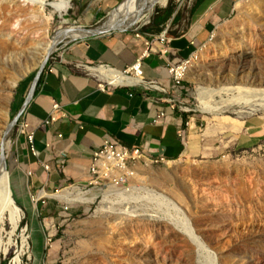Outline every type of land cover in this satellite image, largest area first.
<instances>
[{
  "label": "rangeland",
  "instance_id": "obj_1",
  "mask_svg": "<svg viewBox=\"0 0 264 264\" xmlns=\"http://www.w3.org/2000/svg\"><path fill=\"white\" fill-rule=\"evenodd\" d=\"M65 1L68 9L53 15L50 8L25 0H0V127L5 132L28 97L49 42L62 34L41 75L80 36L64 32L79 26L70 18L73 2ZM148 1L126 0L88 29L104 23L124 27L137 18L139 24L110 34L140 35L158 11L173 6L182 19L176 25L173 17L167 22L166 37L186 31L195 0H168L151 15ZM157 43L161 48L154 57L167 48V40ZM191 65L195 70L182 82L187 81L185 94L175 103L185 116L187 151L175 161L138 167L127 184L61 181L42 190L15 162L18 139L24 137L21 118L3 137L6 184L23 213L21 228L29 246L20 264H84L99 246L113 252L99 264H264V96L256 92L264 90V0L232 2L229 15L197 48ZM127 74L134 77L136 71ZM201 96L224 109L202 111ZM246 99L252 101L237 105ZM131 186L147 187L161 197L144 190L128 192L129 197L112 191L108 204L104 201L109 188ZM68 188L91 191L97 199L94 204L66 205L39 196L41 191L56 194ZM5 238L1 235L2 244ZM14 239L8 251L0 249V264L14 263L21 250L20 232Z\"/></svg>",
  "mask_w": 264,
  "mask_h": 264
},
{
  "label": "crops",
  "instance_id": "obj_2",
  "mask_svg": "<svg viewBox=\"0 0 264 264\" xmlns=\"http://www.w3.org/2000/svg\"><path fill=\"white\" fill-rule=\"evenodd\" d=\"M70 1L74 4L70 18L77 21V27L88 28L124 0ZM235 1L208 0L201 12L192 15L195 0L186 31L168 36L167 48L159 51V57L153 55L161 48L155 42L154 52L143 58L151 35L76 36V42L67 45L41 75L22 114L21 119L34 134L35 151L25 137L18 139L14 155L21 171L42 190L61 181L87 182L93 152L106 141L138 148L152 158L180 159L187 151V136L184 115L175 103L185 94L187 81L175 87L167 67L175 58L186 60L195 55L229 15ZM179 15L174 25L181 22ZM139 59L143 60V85H115L102 73L126 74ZM54 102L66 117L46 125Z\"/></svg>",
  "mask_w": 264,
  "mask_h": 264
},
{
  "label": "bare ground",
  "instance_id": "obj_3",
  "mask_svg": "<svg viewBox=\"0 0 264 264\" xmlns=\"http://www.w3.org/2000/svg\"><path fill=\"white\" fill-rule=\"evenodd\" d=\"M25 1H28V2L32 3L33 5L37 4L42 9H45L48 7L51 9V13L53 15H56V14L61 15L69 7L68 2L65 0H35V1L34 0H25ZM167 1L168 0H149L148 1L149 6L147 9L148 14L151 15L152 10L155 7H164L166 5ZM133 7H134V5H133ZM238 7H239V5H238ZM129 15H130V13H129ZM7 19L9 20V18H7ZM43 25H45V24H43ZM111 26H112V24H111ZM71 32H74L73 35L74 34L75 35H77V34L81 35V32H79V31H71ZM46 34H47V30H45V35ZM61 35H62L61 33L57 34L56 37H54V40L49 42V45L46 47L44 60L41 62L40 66L43 65L46 56H48L49 53H51L53 51L54 46H55L56 42L60 39ZM192 69H194V67L191 64L185 68H179V78L181 79L182 82L187 78V75L191 72ZM102 73L115 85H121V86H128L129 85L130 86V85H138L141 83L143 85V83H144L139 78L140 77L139 72H136V75H134V77H130L126 74L118 73V72H115L112 70H106V71H103ZM256 92L259 93V96L260 95L264 96V90L256 91ZM199 100H200V108L204 112L215 113V112L222 111L224 109V107L222 105L216 104V102L209 100V99L205 98L204 96H201V98H199ZM250 101H252V99H246V100H244V102L237 103V105L238 104H246L247 105ZM260 106L264 108V104H262ZM4 125H6V123ZM0 134H1L0 135V244H2L1 242H3L1 239V235L4 236V238L6 237L5 239H7L6 242L4 241L5 244H2V247H0V249L3 248L4 252L8 251L10 249V247L13 245V242H14L13 240H15L14 238L16 237L17 233L20 232L21 250H20L19 254L17 255V257L14 258V263H13V264H20V262H21L20 258L25 253L26 249L29 246L27 244L26 238L23 237V235H24L23 233L25 232V228H21V223L23 220V213H22L20 207L17 205V203L13 199V197L9 191V188L6 184V173H5V169H4L5 168L4 167L5 157L2 156L3 155L2 153H4V149H5V143H4L5 141H4L3 137L5 136L6 132H5V130H3V128H1ZM145 166H149V164L147 163ZM143 169H145V168H143ZM142 171H144V170H142ZM141 190H144L145 193H147V195H149L151 197L152 196L153 197H161V195H158V194L148 190L147 187L145 189V188H143V186L142 187L131 186V187H123V188H116V187L109 188L105 192L103 199L107 203V200H108L107 196L112 191L113 192L116 191L118 194H120L119 196L124 197V195H127L128 192H132V191L133 192L134 191H140L141 192ZM137 194H138V192H137ZM130 195H131V193H130ZM127 196L129 197V195H127ZM40 197L41 198H44V197L53 198V199H56L60 202L65 203L66 205H72L75 203L84 204V205L94 204L96 199H97V197L92 195L91 191H85V190L80 189V188H68V189H65L61 192H57L56 194H47V193L42 192L40 194ZM130 197H132V195ZM144 198H145V196H144ZM126 199H128V198H126ZM101 210H102V208H101ZM125 213L126 214L128 213V215H130V213H132V212H129V210H125ZM7 227H9V230H7ZM186 231L189 235V238L194 239L195 241H198L197 237H194V235L192 234L191 231H189V230H186ZM178 234L180 235V237H182V238L184 237L183 234L182 235L180 233H178ZM186 242H188V244L190 246H193L189 243L188 239L186 240ZM198 245H199L198 247L205 249L203 247L205 245H202L200 243ZM98 248H99V251L97 254L93 253L92 256H90L91 254L86 255V257L89 256V259L87 261H85L84 264H99L100 261H103L104 259L106 260V258H108V255L113 254V252L103 250L102 246L101 247L99 246ZM86 253H88V252H86ZM121 253L123 254L121 256V258L125 260L124 256L126 253H124L122 251H121Z\"/></svg>",
  "mask_w": 264,
  "mask_h": 264
},
{
  "label": "built area",
  "instance_id": "obj_4",
  "mask_svg": "<svg viewBox=\"0 0 264 264\" xmlns=\"http://www.w3.org/2000/svg\"><path fill=\"white\" fill-rule=\"evenodd\" d=\"M164 40L168 41L165 29L154 39L147 40L145 42L147 49L143 58L148 57L152 51L154 52L153 46L155 42H162ZM141 61L142 59L136 61L126 74L129 73V71L135 70L139 72L140 76L142 74ZM190 64L191 57L186 60L175 58L170 65H168L167 72L175 87H180L182 85V81L179 78V68H185ZM65 117L66 115L60 105L54 102L45 124L51 125L57 123ZM20 134L25 137L31 151L34 152V134L29 131L28 124L22 119L20 120ZM147 163H150L152 166L154 164L166 163V160L163 158L149 157L146 153L135 147L129 148L120 143L106 141L99 149L93 152L89 169V179L87 182L90 186H98L100 184L114 186L124 185L130 182L138 167L144 166ZM45 169H48V167H45Z\"/></svg>",
  "mask_w": 264,
  "mask_h": 264
},
{
  "label": "water",
  "instance_id": "obj_5",
  "mask_svg": "<svg viewBox=\"0 0 264 264\" xmlns=\"http://www.w3.org/2000/svg\"><path fill=\"white\" fill-rule=\"evenodd\" d=\"M126 0H124L123 2H125ZM122 2V3H123ZM121 3V4H122ZM120 4V5H121ZM119 5V6H120ZM119 6L115 9H113L110 13L112 12H115L118 10ZM143 10V9H142ZM142 12V11H141ZM110 16V14H109ZM137 18L133 19L129 24H127L126 26L124 27H118V26H115V27H107L106 23H104L102 26L100 27H96V28H93V29H88V28H84V27H71L69 29H66L64 32H69V31H79L81 32V36L83 37H94V36H101V35H106V34H110L111 32L113 31H118V32H125L126 30H128L130 27L134 26V25H137L139 24V21L137 22L136 21ZM123 22H125V19H122ZM123 22H119V23H123ZM80 36V37H81ZM79 38V37H77ZM50 56V55H49ZM48 56V57H49ZM47 57V58H48ZM47 60V59H46ZM46 60L44 62V64L40 67L39 71L37 72L36 74V77L34 78V81L31 85V89L29 91V94H28V97L26 98V101L21 109V111L19 112V114L13 119V121L9 124L8 126V129L6 131V134H5V137L7 135V133L14 127V125L19 121V119L22 117V114L24 113V110L25 108L27 107V105L30 103V101L32 100L33 96H34V93H35V89H36V86L38 84V81L41 77V73L43 72V69L46 65ZM4 156V153H2ZM5 157V156H4ZM5 166H6V162H5Z\"/></svg>",
  "mask_w": 264,
  "mask_h": 264
},
{
  "label": "trees",
  "instance_id": "obj_6",
  "mask_svg": "<svg viewBox=\"0 0 264 264\" xmlns=\"http://www.w3.org/2000/svg\"><path fill=\"white\" fill-rule=\"evenodd\" d=\"M207 1L208 0H196V6L192 10V15L201 12V10L207 4ZM175 12V7L173 6L168 7L164 11H158L150 25L142 33L145 35H155L161 33V31L164 30L165 25L173 17ZM179 19L180 15L179 13H177L172 20V24L177 23ZM170 35H174V33H171ZM183 117L185 119V116Z\"/></svg>",
  "mask_w": 264,
  "mask_h": 264
}]
</instances>
